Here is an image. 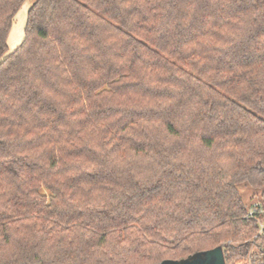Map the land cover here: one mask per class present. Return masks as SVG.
I'll return each mask as SVG.
<instances>
[{
    "label": "trees",
    "instance_id": "trees-1",
    "mask_svg": "<svg viewBox=\"0 0 264 264\" xmlns=\"http://www.w3.org/2000/svg\"><path fill=\"white\" fill-rule=\"evenodd\" d=\"M25 1L0 0V264H264V0H34L7 53Z\"/></svg>",
    "mask_w": 264,
    "mask_h": 264
},
{
    "label": "rangeland",
    "instance_id": "rangeland-1",
    "mask_svg": "<svg viewBox=\"0 0 264 264\" xmlns=\"http://www.w3.org/2000/svg\"><path fill=\"white\" fill-rule=\"evenodd\" d=\"M33 1L34 0H26L16 12L6 39L8 47L7 53L11 52L17 45L22 42L24 38V27L26 23L27 10ZM256 194L257 190L248 189L244 191L243 197L248 206H253V203L257 200Z\"/></svg>",
    "mask_w": 264,
    "mask_h": 264
},
{
    "label": "water",
    "instance_id": "water-1",
    "mask_svg": "<svg viewBox=\"0 0 264 264\" xmlns=\"http://www.w3.org/2000/svg\"><path fill=\"white\" fill-rule=\"evenodd\" d=\"M158 264H225L222 245L197 251L186 258L173 260L165 259Z\"/></svg>",
    "mask_w": 264,
    "mask_h": 264
},
{
    "label": "built area",
    "instance_id": "built-area-1",
    "mask_svg": "<svg viewBox=\"0 0 264 264\" xmlns=\"http://www.w3.org/2000/svg\"><path fill=\"white\" fill-rule=\"evenodd\" d=\"M251 213V211L249 212V214Z\"/></svg>",
    "mask_w": 264,
    "mask_h": 264
}]
</instances>
